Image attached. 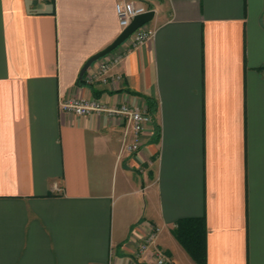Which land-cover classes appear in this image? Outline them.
I'll return each instance as SVG.
<instances>
[{
    "label": "crops",
    "instance_id": "1",
    "mask_svg": "<svg viewBox=\"0 0 264 264\" xmlns=\"http://www.w3.org/2000/svg\"><path fill=\"white\" fill-rule=\"evenodd\" d=\"M118 1L0 0V264H197L172 233L188 217L205 264H264V0H132L153 35L79 82ZM106 58L119 79L88 82ZM79 96L153 101L140 149L120 116L61 109Z\"/></svg>",
    "mask_w": 264,
    "mask_h": 264
},
{
    "label": "built area",
    "instance_id": "2",
    "mask_svg": "<svg viewBox=\"0 0 264 264\" xmlns=\"http://www.w3.org/2000/svg\"><path fill=\"white\" fill-rule=\"evenodd\" d=\"M116 13L119 24L122 28L126 27L134 16L147 12L149 7L138 4L135 1L119 0L116 5ZM153 35V30L146 28H139L129 38L133 44L139 45L144 43ZM116 58H106L100 62L97 73L89 77L88 82L94 81L96 78L106 83L109 80L119 79L120 76L107 75L110 66L116 61ZM61 109L63 111L72 113L76 116H89L91 114H100L106 112L110 115H118L124 123L123 139L120 152L133 153L140 149L142 144V136L146 127L152 122V115L147 109H143L135 104L122 102L114 108H107L102 105L97 98H86L79 96L76 98H67L61 102ZM154 240V232L152 228L149 229L144 242L140 246L143 251L149 243ZM156 257V264H172L168 256L159 249L154 250ZM89 264H103L93 261ZM110 264V263H109Z\"/></svg>",
    "mask_w": 264,
    "mask_h": 264
},
{
    "label": "trees",
    "instance_id": "3",
    "mask_svg": "<svg viewBox=\"0 0 264 264\" xmlns=\"http://www.w3.org/2000/svg\"><path fill=\"white\" fill-rule=\"evenodd\" d=\"M82 77L79 78V82ZM155 103H147V110L152 113ZM172 233L179 243L186 249L197 264H205V224L201 217L181 218L173 227Z\"/></svg>",
    "mask_w": 264,
    "mask_h": 264
},
{
    "label": "water",
    "instance_id": "4",
    "mask_svg": "<svg viewBox=\"0 0 264 264\" xmlns=\"http://www.w3.org/2000/svg\"><path fill=\"white\" fill-rule=\"evenodd\" d=\"M153 15H154V11L148 10L147 12L134 16L133 19L129 22V24L126 27L122 28L119 35L108 46H106L103 50L95 53L94 55H92L87 59V61L80 69L79 77L81 78L84 75L88 67L93 62L111 53L120 44H122L125 40H127L136 30H138L146 23H148L153 18Z\"/></svg>",
    "mask_w": 264,
    "mask_h": 264
}]
</instances>
